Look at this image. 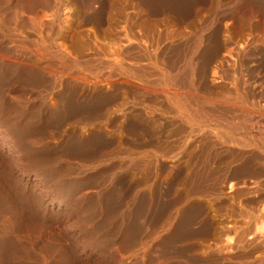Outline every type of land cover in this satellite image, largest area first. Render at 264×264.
I'll list each match as a JSON object with an SVG mask.
<instances>
[{
	"label": "bare ground",
	"instance_id": "6f19581e",
	"mask_svg": "<svg viewBox=\"0 0 264 264\" xmlns=\"http://www.w3.org/2000/svg\"><path fill=\"white\" fill-rule=\"evenodd\" d=\"M134 1L118 53L161 25L164 62L135 48L115 74L63 34L106 0H0V264H264V0ZM116 113L123 147H92Z\"/></svg>",
	"mask_w": 264,
	"mask_h": 264
},
{
	"label": "rangeland",
	"instance_id": "374dc122",
	"mask_svg": "<svg viewBox=\"0 0 264 264\" xmlns=\"http://www.w3.org/2000/svg\"><path fill=\"white\" fill-rule=\"evenodd\" d=\"M135 3L136 2L134 0H106L107 8L106 13L103 15L104 23L96 28V31L94 30L95 32L93 29L89 30L80 26L78 21H72V23H70L71 27L68 26V28H65L63 31V34H65L64 39H66L65 43L68 51H70L74 56L82 55L84 52H94L95 58L97 57V62L95 65H99V67L94 70L95 72L101 71V73H106L108 71H113L115 74H119L125 72L120 63L131 59V55H133L135 48L139 49L149 46L152 56H154V61H156L157 66L160 68L164 62L162 59V51H160V49L157 51V46L160 43V40L158 39V42L154 40L159 38V36L164 32L162 31L163 27L161 25L151 29V39L143 38L138 43H135L130 39L131 43L126 46L128 48H125L126 50L123 53H118L120 45L129 42L122 41L121 43V39L119 37L125 35L131 37V35L133 36L135 33L141 34V32L135 31V28L132 30L130 25L131 22L137 20L139 17L137 13L139 12V9H141V7L136 6ZM142 23L145 22L142 21ZM142 25L144 26V24ZM152 70L154 73H157L156 67L153 66ZM133 90V87L122 85L123 92H115L106 96L109 101L112 100L118 104L128 101L129 99L132 102H135L133 99L135 92ZM105 104L106 103L102 102L100 106L105 107ZM103 111L104 110H101L97 114H101ZM156 112L155 110L153 112L149 110V115H157ZM112 118L114 120L113 123L110 122L107 116L99 118L95 121V126L100 129L103 135H101L100 139H97L92 143V147L106 150H110L114 146L118 148L123 147L126 138L130 136L129 132L123 128L126 118L121 113L113 114ZM150 132L152 135V141H154L157 145L162 143L161 139L163 137V132L159 122H153ZM130 146H132V143H130ZM113 157L117 164L115 170L121 171L123 173L122 181L124 185H127V182H130L134 176L132 166L123 167V160L116 156ZM158 164L160 165L161 162L159 161ZM151 165L153 168H156L154 164L151 163ZM120 167H122L123 170H120ZM158 171L160 170L158 169ZM229 190L230 187L227 186L225 191L228 192ZM203 202L205 203L206 208L209 210L210 217L213 219L216 227H219L218 229L225 227V225L228 224L225 215H216L215 212L224 213L227 209L225 207H220V204L217 203H210L208 201ZM235 206L238 207V202L235 203Z\"/></svg>",
	"mask_w": 264,
	"mask_h": 264
}]
</instances>
